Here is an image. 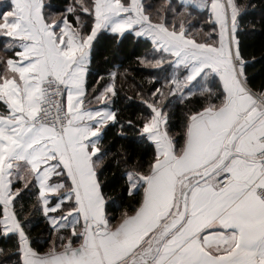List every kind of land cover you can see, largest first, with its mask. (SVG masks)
Returning a JSON list of instances; mask_svg holds the SVG:
<instances>
[{
  "label": "snow or ice",
  "instance_id": "obj_1",
  "mask_svg": "<svg viewBox=\"0 0 264 264\" xmlns=\"http://www.w3.org/2000/svg\"><path fill=\"white\" fill-rule=\"evenodd\" d=\"M47 7L13 0L0 13L12 52L0 56V237L15 238V264H264V91L250 83L241 48L244 6L183 0L178 10L165 0L150 11L147 0H76L58 15ZM193 7L206 10L198 28L185 20ZM103 31L147 38L152 52L138 62L172 68L162 82L149 78L159 84L141 97L150 114L126 122L154 154L147 167L128 165L121 195L131 203L118 220L101 180V141L120 121L110 106L118 73L103 90L88 86ZM171 96L188 107L179 144L168 129ZM33 211L47 222L46 249L32 235Z\"/></svg>",
  "mask_w": 264,
  "mask_h": 264
},
{
  "label": "trees",
  "instance_id": "obj_2",
  "mask_svg": "<svg viewBox=\"0 0 264 264\" xmlns=\"http://www.w3.org/2000/svg\"><path fill=\"white\" fill-rule=\"evenodd\" d=\"M151 1L154 3L163 0ZM75 2L76 0H46L48 5L46 10L52 15H58ZM171 2L178 10L183 3L181 0H171ZM237 2L245 8L240 17V39L245 58L249 61L247 73L250 83L257 91H264V88L261 87L264 84V0H237ZM10 7L8 0L4 5L0 3V13L10 10ZM190 11L197 23L192 20L191 22L198 28L199 22L206 19V10H198L193 7ZM5 42L4 38H0V56L12 54L4 48ZM151 52V42L147 38L136 37L131 32L118 39L112 33L103 31L98 34L93 45L88 77L89 90L91 91L93 88L103 90L108 82L109 73L112 71L118 73L116 77L117 95L112 98L110 106L118 111L120 121L112 123L106 129L101 141L107 151L101 176L104 184L103 190L109 198L106 210L116 220L131 203L126 196L121 195L124 186V173L128 165L142 164L147 167V161L154 154V145L141 139L136 129L129 127L126 122L128 120L136 121L142 115L150 114V109L142 102L141 97L148 99L150 90L158 87L159 84L149 83V78L156 76L162 82L163 78L172 71L169 66H165L161 71L138 62L139 57ZM94 94L98 95V92ZM92 103L96 102L93 100ZM166 104V111L169 115V132L175 137L178 144L182 143L188 111V107L185 106L186 102L178 96H171ZM122 126L123 135H121ZM30 202L27 199L25 201L26 205ZM29 221L33 237H38L40 244L46 249L48 244L45 238L49 235L47 222L39 212L35 211L29 214ZM0 249H3L0 251V264H15L17 259L13 254L15 238L0 237Z\"/></svg>",
  "mask_w": 264,
  "mask_h": 264
},
{
  "label": "rangeland",
  "instance_id": "obj_3",
  "mask_svg": "<svg viewBox=\"0 0 264 264\" xmlns=\"http://www.w3.org/2000/svg\"><path fill=\"white\" fill-rule=\"evenodd\" d=\"M151 0H147V2L149 3V4H151L152 6H153V8L152 9H150V11L151 10H154V8H156V7H159L161 4H163L164 2H165V0H163L162 2H154V3H152V1L150 2ZM182 1V0H181ZM5 2H6V0H0V3H2L3 5L5 4ZM73 5V4H72ZM174 6V5H173ZM185 20H192V21H195L196 22V19H195V17L192 15V16H187V15H185ZM197 23V22H196Z\"/></svg>",
  "mask_w": 264,
  "mask_h": 264
},
{
  "label": "crops",
  "instance_id": "obj_4",
  "mask_svg": "<svg viewBox=\"0 0 264 264\" xmlns=\"http://www.w3.org/2000/svg\"><path fill=\"white\" fill-rule=\"evenodd\" d=\"M9 2H10V5H11V7L13 6V0H8ZM183 1V0H182ZM11 7H10V10H11ZM203 10V9H202ZM9 11V10H8ZM0 38H3V37H0ZM5 39V38H4ZM5 44H6V42H5ZM5 44H4V48H5ZM6 49V48H5ZM7 50V49H6ZM9 51V50H8ZM9 52H11V51H9ZM12 53V52H11ZM95 104V103H94ZM0 107H2V106H0ZM119 219V218H118ZM117 219V220H118ZM115 222V221H114Z\"/></svg>",
  "mask_w": 264,
  "mask_h": 264
}]
</instances>
